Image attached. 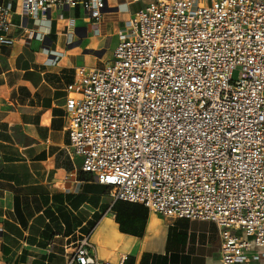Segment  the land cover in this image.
I'll use <instances>...</instances> for the list:
<instances>
[{
    "label": "built area",
    "instance_id": "obj_1",
    "mask_svg": "<svg viewBox=\"0 0 264 264\" xmlns=\"http://www.w3.org/2000/svg\"><path fill=\"white\" fill-rule=\"evenodd\" d=\"M106 7L0 0V45L14 43L15 18L48 26L65 9L95 33ZM117 38L110 60L76 66L66 85L69 153L114 201L212 221L221 264H264V0H151ZM70 245L63 264L126 259H98L87 235Z\"/></svg>",
    "mask_w": 264,
    "mask_h": 264
},
{
    "label": "crops",
    "instance_id": "obj_2",
    "mask_svg": "<svg viewBox=\"0 0 264 264\" xmlns=\"http://www.w3.org/2000/svg\"><path fill=\"white\" fill-rule=\"evenodd\" d=\"M106 1L95 33L77 8L65 9L61 17L52 11L48 26L27 20L19 27L15 18L14 43L0 45V264H63L64 245L83 235L100 260L221 264L212 221L114 201L69 153L65 100L74 68L105 62L123 22L151 0ZM24 28L42 40L26 39Z\"/></svg>",
    "mask_w": 264,
    "mask_h": 264
},
{
    "label": "rangeland",
    "instance_id": "obj_3",
    "mask_svg": "<svg viewBox=\"0 0 264 264\" xmlns=\"http://www.w3.org/2000/svg\"><path fill=\"white\" fill-rule=\"evenodd\" d=\"M68 12L70 13V11H68ZM78 19L79 18H77V20ZM108 54H109V57L107 60H110V58L112 56V50H111V53H108ZM110 54H111V56H110ZM239 76H240V71L238 69L233 70L232 76H231L232 80H237L239 78Z\"/></svg>",
    "mask_w": 264,
    "mask_h": 264
}]
</instances>
